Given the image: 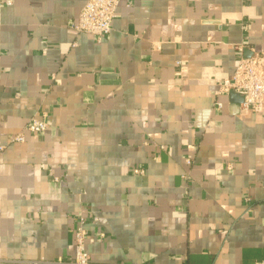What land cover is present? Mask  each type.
<instances>
[{"label": "crops", "instance_id": "obj_1", "mask_svg": "<svg viewBox=\"0 0 264 264\" xmlns=\"http://www.w3.org/2000/svg\"><path fill=\"white\" fill-rule=\"evenodd\" d=\"M84 2L0 5V264H65L80 214L100 264L264 259V105L213 104L264 0H120L100 40Z\"/></svg>", "mask_w": 264, "mask_h": 264}, {"label": "built area", "instance_id": "obj_2", "mask_svg": "<svg viewBox=\"0 0 264 264\" xmlns=\"http://www.w3.org/2000/svg\"><path fill=\"white\" fill-rule=\"evenodd\" d=\"M120 0H85L76 20L70 26L77 32H86L100 40L111 28V22L116 14V8ZM10 4L11 0H0V5ZM158 47V44H157ZM241 49L240 46L236 47ZM234 91L241 96L239 108L242 111L255 110L264 105V50L254 51L249 55L240 56L234 71L216 83L213 91L215 107L220 108L222 102L218 99L221 94ZM47 122L43 117H31L24 128L29 132L36 133L45 130ZM13 141L24 140L22 132H17L12 137ZM4 145H0V150ZM187 164L192 161L185 159ZM135 172L142 173V168H135ZM88 216L77 215L73 227V257L71 260L62 261L65 264H100L91 260L85 246L87 230L85 223ZM32 261L31 264H38ZM255 264H264V259L256 261Z\"/></svg>", "mask_w": 264, "mask_h": 264}, {"label": "water", "instance_id": "obj_3", "mask_svg": "<svg viewBox=\"0 0 264 264\" xmlns=\"http://www.w3.org/2000/svg\"><path fill=\"white\" fill-rule=\"evenodd\" d=\"M229 95H231V96H233V97H236V98H234V101H235V102H237V103L240 102V100H241V96H240L239 94L235 93L234 91H230V92H229Z\"/></svg>", "mask_w": 264, "mask_h": 264}]
</instances>
